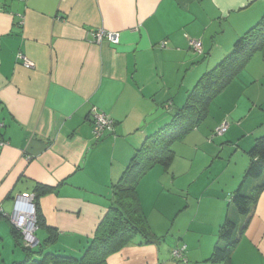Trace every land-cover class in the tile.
<instances>
[{"label":"crops","instance_id":"crops-1","mask_svg":"<svg viewBox=\"0 0 264 264\" xmlns=\"http://www.w3.org/2000/svg\"><path fill=\"white\" fill-rule=\"evenodd\" d=\"M262 17L264 0H0L4 213L13 214L24 193L35 195L38 183L52 186L39 198L56 234L45 252L82 256L136 151L168 129L198 80ZM98 28L119 31L120 42L92 41ZM192 39L202 41L201 52ZM93 106L116 122L100 140ZM207 113L173 145L181 150L173 147L171 165L156 164L139 182L150 242L138 235L108 264H264V189L250 216L231 202L240 187L251 194L262 182L243 178L249 151L264 136V48L210 101ZM224 121L226 133L213 137ZM6 214L0 249L10 254L0 264H15L26 254ZM227 214L237 223L231 260L207 261ZM37 229L38 246L49 232ZM181 245L186 261L172 252Z\"/></svg>","mask_w":264,"mask_h":264},{"label":"trees","instance_id":"trees-1","mask_svg":"<svg viewBox=\"0 0 264 264\" xmlns=\"http://www.w3.org/2000/svg\"><path fill=\"white\" fill-rule=\"evenodd\" d=\"M264 48V17L234 43L232 50L216 66L206 72L191 91L183 108L177 113L167 128L153 137L147 145L136 151L121 178L113 185V204L98 224L95 234L80 257L45 252L56 240V234L46 225L41 212L39 198L53 191V187L38 183L35 189V213L38 227L48 228L49 236L37 247L25 246L23 234L12 225V234L23 248L26 256L15 264H108L113 253L128 245L138 235L145 236L150 242V226L138 194L140 180L156 164L169 167L174 158L171 142L184 131L196 128L207 116L210 101L228 86L235 75L243 68L254 52ZM184 132V133H185ZM2 135V132H0ZM250 163L245 172L243 183L247 180L264 177V136L259 137L249 151ZM264 189V180L251 194L237 189L232 204L244 216H250L258 197ZM4 215L0 213V216ZM237 223L227 214L219 229L218 239L207 261L229 263L237 243ZM40 254L39 259L34 256Z\"/></svg>","mask_w":264,"mask_h":264},{"label":"built area","instance_id":"built-area-1","mask_svg":"<svg viewBox=\"0 0 264 264\" xmlns=\"http://www.w3.org/2000/svg\"><path fill=\"white\" fill-rule=\"evenodd\" d=\"M120 32L119 31H109L104 28H98L92 32L91 40L97 43H101L102 41H108L113 44H118L120 42ZM191 47L196 51H202V41L200 39H192ZM25 59V64L27 66L33 65V62L23 57ZM90 116L93 123V132L96 140H100L104 137L108 132H113L115 130V120L106 114L104 111L98 109L93 106L90 110ZM2 122H0V132L2 130ZM228 129V122L224 121L213 131V135H223L226 133ZM7 145V141L0 135V157L3 148ZM23 197L25 200L18 198L17 207L13 214L4 213L3 209L0 206V213L6 214V216L10 219L13 225L19 229L24 238L23 242L25 246L34 247L37 245L35 231L38 228L36 224V213L35 207H33L34 197L35 195L24 193ZM186 250V245H181L180 247H176L172 250L173 255L178 258L186 261L184 256V252Z\"/></svg>","mask_w":264,"mask_h":264},{"label":"rangeland","instance_id":"rangeland-1","mask_svg":"<svg viewBox=\"0 0 264 264\" xmlns=\"http://www.w3.org/2000/svg\"><path fill=\"white\" fill-rule=\"evenodd\" d=\"M200 126V125H199ZM200 128H202L203 130H208V124L207 123H203V125L200 127ZM211 130V129H210ZM187 131V130H186ZM185 132V131H184ZM184 132L179 136V137H177L176 139H174L172 142H171V149H172V151L173 152H175V149L173 148V147H175V148H177L178 150H181V147H179V144H176L175 146H173L175 143H179V142H181L182 140H183V138L188 134V133H186L185 134V136H184ZM211 132V133H210ZM208 133H210L209 134V136L207 135ZM206 135L208 136V139L209 138H211V136H212V131H209ZM217 136V135H216ZM213 137H215V136H213ZM219 137V136H218ZM218 137H216V138H218ZM216 138L214 139V141H216ZM212 139V138H211ZM262 180H264V177H262ZM174 190V189H173ZM176 190H174L173 191V193L175 192ZM165 199V198H164ZM37 233L38 234H41V232L38 230V229H36V231H35V234H36V236H37ZM150 235H151V233H150ZM165 237L164 238H159V237H155V239L156 240H161V242H162V240H164L165 238H166V236L167 235H164ZM38 237V236H37ZM34 247H36L37 249H38V247H37V245L36 246H34ZM15 250L16 251H21V250H19L18 248H15ZM3 251H4V249L3 248H1L0 249V260H1V263H4V259H2V258H4V256L5 255H8V254H10V253H4L3 254ZM7 251V250H6ZM11 252V251H10ZM12 253V252H11ZM2 256V257H1ZM16 261H18V260H16ZM8 262H9V258H8Z\"/></svg>","mask_w":264,"mask_h":264},{"label":"water","instance_id":"water-1","mask_svg":"<svg viewBox=\"0 0 264 264\" xmlns=\"http://www.w3.org/2000/svg\"><path fill=\"white\" fill-rule=\"evenodd\" d=\"M33 204V207H35V204L34 203H32ZM36 240H37V242H38V239H37V237H36Z\"/></svg>","mask_w":264,"mask_h":264}]
</instances>
